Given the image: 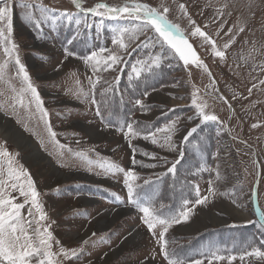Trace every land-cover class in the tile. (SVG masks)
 Listing matches in <instances>:
<instances>
[{"label": "rangeland", "instance_id": "374dc122", "mask_svg": "<svg viewBox=\"0 0 264 264\" xmlns=\"http://www.w3.org/2000/svg\"><path fill=\"white\" fill-rule=\"evenodd\" d=\"M30 2L56 11L67 10L74 16L79 11L71 0ZM81 2L83 8L88 9L97 3L114 6L132 0ZM139 2L153 7L163 2L170 8L169 20L185 31L200 59L211 72V78L202 69L194 66L186 69L182 62L164 60L154 75L147 80H134L136 83L129 86L128 76L132 74V66L157 52V49L141 45L143 36L135 43L125 40V43H130L126 52L112 43L116 34L113 29L131 27V24L104 19L103 27L97 30L101 18L89 14L86 21L92 27L85 28L81 24L78 35L74 21L58 22L53 28L51 19H48L37 30L23 19V11L16 7L11 39L18 46L21 63L36 87L48 116L41 119L31 94L20 91L23 87L22 77H17V69L11 66L14 61L5 55L3 44H0V64L8 63L9 67L4 81H0V104H4L5 108L0 111V115L28 136L39 153L49 159V163L42 162L32 149L19 150L17 142L20 137L14 141L0 135V150L12 154L15 157L14 167L23 166L34 180L48 218L42 224L50 225L55 241H59L58 244L53 243L52 250L58 252L61 246L67 249L83 248L78 260L60 256L57 258L59 264H167L157 239L162 229L158 226L155 229L157 235H153L143 222V213L136 204L129 202L125 184L127 172L135 176V179L129 178V183L140 194L136 198L137 202L151 206L155 214L163 213L162 218L179 217L182 211L192 210L186 221L173 224L166 234V239L175 243L173 246L169 244V249L185 264L195 260L208 264L211 252L225 257L236 256L232 264H249V261L251 264H264L255 257H245L243 261L239 259L253 248L264 251V244L260 243L264 242V227H261L264 225V219H261L264 216V83H261L264 81V0ZM180 3L185 4L196 24L216 40L218 49H222L235 35V42L226 50L225 61L214 58L210 46H202L199 37L190 36L187 19L180 17L177 7ZM225 4L228 7L223 9L224 14L218 15L217 10ZM34 14L37 17L40 15L38 10ZM80 18L85 19L82 13ZM205 25L208 27L205 28ZM241 26L244 31L237 33ZM229 28L232 29V35H225ZM218 31L219 36L216 35ZM73 36L76 39L68 44ZM65 48L74 55L65 58ZM101 48L115 49L123 62L117 66L118 70L97 74L101 80L96 104L82 102L74 93L79 87L90 91L87 78L92 75L91 70L85 67L83 57ZM122 73L125 78H122ZM117 77L119 84L115 92L104 93L105 89L115 84ZM168 77L173 79V83L163 86ZM212 80L215 81V87ZM123 88L127 89L125 94ZM140 94L143 99L138 97ZM219 94L226 98L228 104L218 98L221 96ZM106 97L108 104H105ZM21 98L23 106L20 104ZM136 99H140L143 105L154 106L146 115L134 113V120H147L143 123L149 126L134 124L136 121L133 119L127 121L130 116L123 119L128 112L123 114L120 110H135ZM193 99L198 105H206L204 111L217 115L220 122L201 124L192 104ZM98 106L101 115H97ZM109 116L112 120H108ZM172 121H176L177 128L172 141L175 151L161 146L164 133L157 131ZM127 124H132L142 134L128 137ZM253 124L258 126L253 128ZM49 126L55 133L54 138L48 132ZM192 127H198V134L203 129L204 137H199V142L196 139L193 142L191 137V142L186 144L183 137ZM152 132H156L157 144L151 142ZM145 135L149 138L145 139ZM196 144H199V148L194 147ZM205 149L203 154L208 153L207 157L200 152ZM181 152L182 159L179 155ZM81 154L91 164L82 160ZM163 156L166 163L162 170L156 163L163 162ZM146 158L149 160L146 161ZM178 159L180 163L176 167L181 168V175L186 172V168L194 171L195 161L203 166H207V163L213 166L214 160L215 181L204 182L198 187V199L208 197L205 203L191 202L190 198L176 189L177 185L182 188L184 183L177 175L168 173L167 169ZM7 161V157L0 156V172H3L4 178ZM108 163H114L124 171L112 174L99 167L100 164ZM153 164L156 166L151 167ZM54 167L63 176L56 173ZM145 181L149 183L145 184ZM210 187L215 194L209 193ZM70 190H75L74 196L69 193ZM196 194V190L192 189L191 196L195 197ZM12 195L17 196L18 193L12 192ZM23 199L19 197L17 202H23ZM186 199L188 203L183 204ZM23 211L27 212V206ZM117 211L121 213L120 218L109 222L112 213ZM238 225H244L248 232L243 234L238 230ZM213 229L216 230L211 231ZM135 232H138L137 239L132 242L131 237ZM199 233L203 236L193 245L184 240ZM177 236L184 238L177 242ZM83 241L87 243L82 244ZM212 264H228V261L213 260Z\"/></svg>", "mask_w": 264, "mask_h": 264}, {"label": "snow or ice", "instance_id": "6c2138e0", "mask_svg": "<svg viewBox=\"0 0 264 264\" xmlns=\"http://www.w3.org/2000/svg\"><path fill=\"white\" fill-rule=\"evenodd\" d=\"M74 7L79 10L74 16L73 13L65 11H56L44 7L42 4H33L30 0H13L12 3L9 0H0V44L4 45V53L9 57L10 61H14L11 65L17 69V77H22L21 88L22 93H30L32 101L36 104L37 111L41 114V119H45L48 116L47 111L43 108V102L40 95L33 85L29 74L27 73L25 66L21 63L18 46L12 42L13 33V13L16 7H19L24 15L23 19L32 24L34 28L40 30L42 22L51 19L52 26L55 28L58 22L67 21L72 23L73 21L77 25V35L79 34V27L81 24L85 28H91L92 25L88 24L86 17L90 14L92 17H100L101 22L97 25V30L103 27V20L113 21H126L131 24V27L123 26L114 28L116 33L113 36L112 43L118 46L119 49L127 51L130 43H135L141 36L144 39L140 42L142 46L157 49V52L149 56L147 60L137 61L136 65L131 68V73L128 76L129 86H133L134 80L139 81L141 79L147 80L150 76L155 74V70L161 67V63L164 60L182 62V65L187 69L189 66H194L197 69H202L207 72L211 78V72L208 71L207 66L200 59L197 51L192 43L185 35V31L181 27L169 20L168 14L170 8L161 3L158 7L150 6L147 3L139 2V0H132V2H126L122 5L110 6L107 3H97L94 7L84 9L81 0H71ZM180 17L187 19L190 36L199 37L203 44H207L211 48V54L214 58H219L221 62L226 59V50L235 42V35H232V29L229 28L225 35H232V38L223 45L222 49H218L216 40L209 36L200 26H198L195 20L192 19L189 14L188 8L185 4H178ZM225 4L221 9L217 10L218 15H223V9L227 8ZM39 11L40 15L37 17L34 13ZM81 13L85 17L84 20L80 18ZM231 15V13H228ZM205 28L208 25L204 26ZM223 30V24L220 25V31ZM244 27H239L237 33L243 32ZM219 36V31L216 33ZM76 39L75 36L68 40V44L73 43ZM125 40L130 43H125ZM107 52V55L104 53ZM74 53L68 48L64 49L65 58L73 56ZM123 62L122 56L117 54L116 50H107L101 48L99 51H92L90 55L83 57V63L86 68L91 70L92 75L89 76L88 84L90 85V91L84 90L79 87L74 95L81 99L82 102H91L96 104L95 93L100 85V76L98 73L118 70L117 66ZM8 63L0 64V81H4L7 74ZM75 75V73H73ZM79 84V81H77ZM264 83V81H261ZM119 84V77L116 78L114 85L104 90V93L115 92L117 85ZM212 85L215 87V81L212 80ZM16 91V89H13ZM91 92V95H90ZM104 93H101L102 95ZM251 93V89H249ZM195 95V93H193ZM224 103H228L226 98L222 95L218 97ZM123 103V101H120ZM31 103V102H30ZM21 106H23V99L20 100ZM105 104H108V98H105ZM135 104L142 110L144 105L140 99L135 100ZM193 106L196 108V115L201 124L208 122L219 123L217 115L207 114L204 111L206 105H198L195 99L192 100ZM229 107H231L229 105ZM5 110L4 104H0V111ZM97 115H101L99 106L97 107ZM191 119V118H190ZM47 123V121L45 120ZM258 125L253 124L255 128ZM127 128L128 137H137L141 133L134 129L132 124L125 125ZM157 131L164 133L162 137V147H167L169 150L175 151L173 146V136L177 132L176 121H172L166 124L163 128L157 129ZM198 127H192L186 135L183 137L184 142L190 143V138L197 133ZM49 134L54 138L55 133L52 132L51 127H48ZM153 144H157L156 132L151 134ZM145 139L149 137L144 136ZM131 143V140H129ZM199 148V144L194 145ZM18 155V154H17ZM145 155H147L145 153ZM180 158H183V152L180 154ZM0 156L7 157L6 178H4L3 172H0V264H59L58 257L62 256L66 259H79L83 252V248L67 249L63 246L60 247L58 252H54L53 243H59L55 241L52 231H50V225H44L42 222L46 221L47 214L43 210L42 203L39 199L40 193L38 192L35 182L31 175L23 166L14 167L15 157L6 150H0ZM155 158V157H153ZM81 159L91 164L86 156L81 154ZM180 163V160H176L167 169L168 173L176 174V165ZM155 167L156 165H150ZM99 167L107 172L115 174L117 172H123L124 169L120 168L114 163L100 164ZM129 178L135 179V176L131 172L125 173V184L127 186L129 202L136 204L138 210L143 213V222L147 225V228L153 235H157L155 229L159 226L162 230L158 233V243L160 245V252L164 256L167 264H185V261L179 259L174 251L169 249V241L166 239V234L169 228L176 223H180L182 220L186 221L191 213V209L184 210L180 213L179 217L172 216L168 218H162L163 213L155 214L151 206H143L137 202V197L140 195L135 191L134 186L129 183ZM217 179H219V173H217ZM149 181H145L148 184ZM11 189V191H9ZM210 194H215L213 188H209ZM12 192L18 193L17 196H13ZM196 193L199 195V188L197 186ZM19 197H23V202H17ZM208 199L207 196L197 199L195 203L203 204ZM188 203L187 200L184 201ZM27 206V212L23 210ZM264 219V216L261 217ZM264 227V225H261ZM86 244L87 241L81 242ZM245 257H255L258 260L264 262V251L259 248H253L251 251H246L241 255L239 259L243 261ZM228 264H232V261L236 260V256L220 255L217 252H211V258L208 264H212L213 260H225ZM191 264H203L201 260H195ZM251 264V261H249Z\"/></svg>", "mask_w": 264, "mask_h": 264}, {"label": "trees", "instance_id": "16d2710c", "mask_svg": "<svg viewBox=\"0 0 264 264\" xmlns=\"http://www.w3.org/2000/svg\"><path fill=\"white\" fill-rule=\"evenodd\" d=\"M125 74L124 73H122V78H125V76H124ZM173 81V79H170V77H168V79L165 81V83L163 84V86H165V85H169V84H171V83H173L172 82ZM132 83H136L135 81H133ZM126 90L127 89H122V91L124 92V94H125V92H126ZM96 93H97V90H96ZM96 93H95V99H96ZM145 94V93H144ZM143 94V95H144ZM126 96H128V94H126ZM129 97V96H128ZM138 97H140L141 99H143V96H142V94H140ZM127 100V99H126ZM127 104H129L128 103V101H127ZM127 104L126 105H124L123 106V108H124V110H125V108L127 107ZM136 105V104H135ZM154 108V106L153 105H149V104H146V105H144V109L142 110L138 105H136L135 107H134V109L135 110H132V111H123L122 109L120 110L123 114H125L126 112H128V114L123 118V119H125L126 117H129L130 116V118L129 119H127V121H129V120H132L133 119V117H135V115L136 114H134L135 112H137V113H143L144 115H146V114H148V111H150V110H152ZM132 112V113H131ZM113 117H115L114 115H113ZM122 119V120H123ZM104 120H106L105 118H104ZM108 120H112V117L111 116H109L108 117ZM126 121V122H127ZM133 121H136L134 124H139V123H141L143 126H149V124H147V123H143V122H145V121H147V120H144V119H137V120H134L133 119ZM114 122V121H113ZM107 123L109 124V125H111L108 121H107ZM150 123H154V122H150ZM154 125V124H153ZM202 127H203V125H201ZM112 127H114V125H112ZM202 131H203V129H201V130H199V132H200V134H194V136H193V142H195L194 140L196 139L198 142H199V137L200 138H203L204 136L202 135ZM144 132H146V131H144ZM142 134V133H141ZM140 134V135H141ZM139 135V136H140ZM188 151V150H187ZM201 152V154L203 155V156H205V157H207V155H208V153H206V155L205 154H203L204 152H206V149H205V151H203V150H201L200 151ZM187 153V152H186ZM189 155V154H188ZM213 160V159H212ZM165 163H166V161H165ZM194 165H195V168H194V171L192 170V171H190L189 169L190 168H186L187 170H186V172L185 173H183L182 175H181V168L179 169L178 167H176L177 168V171H176V174L175 175H177L178 176V178L180 179V181H182L183 183H184V186H182V188H181V186H179V185H177L176 186V189H178V190H180L181 191V193H182V195L183 196H187V198H190V200L189 201H191V202H193L194 200L196 201L197 199H198V195L196 194V196L195 197H193V196H191V190L192 189H195L196 190V188H197V186L199 187V185H201L202 183H204V182H214L215 181V178H216V172H215V170H214V160H213V166H212V163H207V166H205L206 167V169H205V167L202 165V164H200L198 161H195V163H194ZM201 165H202V168H201ZM181 175V176H180ZM75 192V190H70L69 191V193L71 194V195H73L74 196V193ZM199 194H200V192H199ZM187 200V199H186ZM183 204H184V201H183ZM180 209V208H179ZM237 228H238V230L239 231H241V232H243V234L245 233V232H248V230L245 228V226L244 225H238L237 226ZM214 230H216V229H213V230H211V231H214ZM255 234V233H254ZM200 236H203V234H197V235H194V236H190V237H185V239L184 240H187L191 245H193L195 242H197L198 241V239H199V237ZM256 237H257V235H255ZM179 236H177V237H175V241H177V242H179V240H181V239H183L184 237H181V238H178ZM176 242V243H177ZM261 244H264V242H260ZM171 245H175V243H170Z\"/></svg>", "mask_w": 264, "mask_h": 264}, {"label": "bare ground", "instance_id": "6f19581e", "mask_svg": "<svg viewBox=\"0 0 264 264\" xmlns=\"http://www.w3.org/2000/svg\"><path fill=\"white\" fill-rule=\"evenodd\" d=\"M0 135H2L3 138L9 139V140H14V141H15V138L20 137L19 140H18V142H17V145H18V149L19 150L20 149L24 150L25 148L32 149V150H34L35 152L38 153V157L40 158V160L42 162L45 161V163L46 162L49 163V159L45 155L39 153L38 149L36 148L35 143L32 142L28 136H26L24 133H22L21 130H19L17 127H15L14 125H12V122L9 119H6V118L2 117L1 115H0ZM54 170L56 171V173L58 172L59 175H62L58 171V169L56 167H54ZM120 214L121 213L118 212V211L116 213H112V220H110L109 222H113L116 219L120 218V216H121ZM239 217L240 218H245L244 216H241V215H239ZM104 229H106V228H104ZM137 233L138 232H135L132 235V237H131L132 238V242L136 241V239H137Z\"/></svg>", "mask_w": 264, "mask_h": 264}]
</instances>
